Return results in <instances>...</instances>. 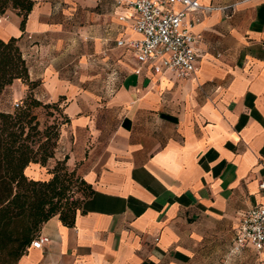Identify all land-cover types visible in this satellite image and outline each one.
<instances>
[{
	"label": "crops",
	"instance_id": "obj_1",
	"mask_svg": "<svg viewBox=\"0 0 264 264\" xmlns=\"http://www.w3.org/2000/svg\"><path fill=\"white\" fill-rule=\"evenodd\" d=\"M33 1L23 29L16 11L0 15V39L17 38L35 83L14 79L0 110L27 91L60 100L51 162L65 159L93 194L72 227L44 223L48 243L17 264H264L233 248L242 214L264 205V0H198L224 9L186 12L200 36L187 78L134 72L117 41L138 34L117 0ZM48 168L25 175L46 181Z\"/></svg>",
	"mask_w": 264,
	"mask_h": 264
},
{
	"label": "trees",
	"instance_id": "obj_2",
	"mask_svg": "<svg viewBox=\"0 0 264 264\" xmlns=\"http://www.w3.org/2000/svg\"><path fill=\"white\" fill-rule=\"evenodd\" d=\"M33 0H0V15L14 10L24 28ZM14 79L27 83V66L17 45V38L0 39V95ZM14 106L13 112L0 110V264H17L37 238L44 223L57 216L62 225L72 227L85 199L93 194L92 187L65 159L57 161L46 181L25 175L31 164L45 167L53 158L62 121L41 125L32 108H57L60 100L42 104L31 93ZM78 194V196H76Z\"/></svg>",
	"mask_w": 264,
	"mask_h": 264
},
{
	"label": "built area",
	"instance_id": "obj_3",
	"mask_svg": "<svg viewBox=\"0 0 264 264\" xmlns=\"http://www.w3.org/2000/svg\"><path fill=\"white\" fill-rule=\"evenodd\" d=\"M132 10V29L138 37L120 39L117 45L129 48L138 66H149L155 74L171 72L176 77L187 78L195 75L197 63L194 44L200 39L191 31V25L184 21L186 12H210L224 9L220 6L202 5L198 0H117ZM179 3L180 9L173 5ZM122 20L123 16H119ZM15 102L13 106H17ZM259 187L264 189V184ZM48 238L38 236L30 247L40 249ZM249 247L264 259V205L246 210L237 227L234 251Z\"/></svg>",
	"mask_w": 264,
	"mask_h": 264
},
{
	"label": "rangeland",
	"instance_id": "obj_4",
	"mask_svg": "<svg viewBox=\"0 0 264 264\" xmlns=\"http://www.w3.org/2000/svg\"><path fill=\"white\" fill-rule=\"evenodd\" d=\"M29 93H31V92L27 91L22 97L19 98L18 101L21 104H23V100L25 99V97ZM12 102H13L12 100H11V102H5V106L7 107V111H9V112H13L15 110L14 106L12 105ZM41 102H42V104H47V103L50 104L49 102H45V101H41ZM32 112H33V114H35L37 116V118L40 121L41 125H43L45 123L46 124H50V123H52V121L60 122L64 118V115H63V112H62V102H60V104H59V106L57 108L37 106V107L32 108ZM62 160L63 159H61L59 161H62ZM49 161H50V164H49ZM56 162L54 164H52L51 159H49L47 161L48 166H50V168L46 169L47 172H49L56 165ZM76 196H78V194H76Z\"/></svg>",
	"mask_w": 264,
	"mask_h": 264
}]
</instances>
